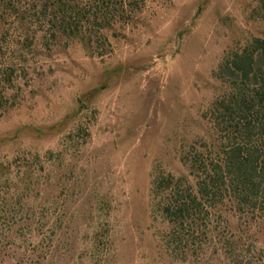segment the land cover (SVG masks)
<instances>
[{"label": "rangeland", "instance_id": "374dc122", "mask_svg": "<svg viewBox=\"0 0 264 264\" xmlns=\"http://www.w3.org/2000/svg\"><path fill=\"white\" fill-rule=\"evenodd\" d=\"M0 18V264H235L213 244L181 260L155 210L160 173L194 178L182 157L216 138L207 112L226 53L264 38V0H144L95 39L25 49ZM226 212L264 264V216ZM218 241V239H216Z\"/></svg>", "mask_w": 264, "mask_h": 264}, {"label": "trees", "instance_id": "16d2710c", "mask_svg": "<svg viewBox=\"0 0 264 264\" xmlns=\"http://www.w3.org/2000/svg\"><path fill=\"white\" fill-rule=\"evenodd\" d=\"M141 1L0 0V18L5 32H13L15 45L22 49L30 47L38 33L55 43L80 40L93 49L104 30L119 20L133 19ZM6 36L0 48L14 43ZM15 72L13 62L0 66L1 88L11 85ZM214 77L222 92L207 116L217 137L204 150L195 148L182 157L193 184L185 176H157L154 207L167 225L165 241L176 258H198L209 243L214 253L221 251L235 264H255V245L225 233L219 236L216 224L226 212L248 220L264 216V38H253L226 53Z\"/></svg>", "mask_w": 264, "mask_h": 264}]
</instances>
